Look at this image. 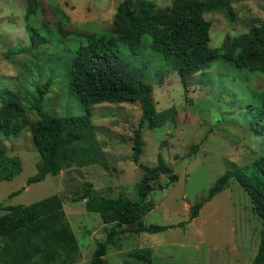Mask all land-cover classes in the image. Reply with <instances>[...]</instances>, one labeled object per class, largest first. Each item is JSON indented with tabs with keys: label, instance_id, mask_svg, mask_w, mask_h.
Returning <instances> with one entry per match:
<instances>
[{
	"label": "rangeland",
	"instance_id": "rangeland-1",
	"mask_svg": "<svg viewBox=\"0 0 264 264\" xmlns=\"http://www.w3.org/2000/svg\"><path fill=\"white\" fill-rule=\"evenodd\" d=\"M120 1L38 0L37 12L27 17L25 0H0V104L4 90L12 91L27 107L29 119L36 120L38 115L28 107L37 87L49 82L42 99L44 111L55 117L89 111L93 139L99 144L95 162H71L58 174H47L42 181L27 185L39 162L31 132L24 129L9 137L0 133L7 154L17 155L22 163L20 173L0 180V202L30 204L57 194L78 243L71 264H90L96 242L103 240L110 228L98 213L86 210L85 200H76L84 182L90 181L96 194L135 199V184L142 175L132 159L133 130L141 115L139 101L86 107L69 84L71 61L76 48L85 42L84 34L105 33ZM144 1L160 7L170 4V0ZM226 2L232 16L225 8L204 12L211 22L210 47L219 46L227 34L247 31L254 18L264 21V0ZM34 32L44 41L33 43ZM11 51L9 58L4 56ZM119 51L129 70L152 84L156 111L176 108L173 123L142 129L139 161L154 166L162 156L178 176L169 183L170 175L160 174L152 182L146 198L152 207L143 222L165 225L188 221L190 206L206 196L220 175L236 169L247 173L245 166L264 153V135H255L251 129L252 123L263 119L259 106L264 75L217 59L188 76L185 92L176 67L151 49L149 35H143L138 56L131 55L124 44ZM195 144L198 148L193 151ZM262 229L247 191L231 177L222 191L203 204L196 218L159 232H121L109 244L105 258L107 264H252ZM144 247L151 250V263L134 254Z\"/></svg>",
	"mask_w": 264,
	"mask_h": 264
},
{
	"label": "trees",
	"instance_id": "trees-1",
	"mask_svg": "<svg viewBox=\"0 0 264 264\" xmlns=\"http://www.w3.org/2000/svg\"><path fill=\"white\" fill-rule=\"evenodd\" d=\"M226 1L170 0L169 5L160 7L144 0H121L107 31L84 34L85 42L76 48L69 71V84L86 107L123 101H139L141 107L132 143L133 162L142 170L141 178L135 184L137 197L131 199L122 195L110 197L96 194L90 181L84 182L81 193L76 196V200H85L88 212L98 213L103 223L110 225L106 237L96 242L90 264H107L105 255L109 244L121 232H159L182 226L196 218L203 204L222 191L231 177H235L247 191L251 210L264 226V153L245 166L247 173L236 169L220 175L206 196L190 206L188 221L165 225L143 222V216L152 207L146 200L153 189L152 182L160 174H169V183L175 182L178 176L162 156H158L154 166L139 161L143 146L142 129L146 126L157 128L168 121L173 123L176 108L171 106L156 111L151 96L152 84L137 78L129 70V63L120 58L119 46L126 45L131 55L138 56L143 35H149L151 49L176 67L185 92L188 76L208 68L217 59L264 75L263 20L254 18L247 31L227 34L219 46H209L211 22L204 17V12L225 8L226 13L232 16ZM38 8V0H25L27 17L36 13ZM59 13L67 17L65 13ZM31 37L33 43L44 41L36 32ZM13 53H4V56L9 58ZM48 86L49 82L43 88L37 87L28 107L38 115L36 120L29 119L28 109L16 93L4 90L1 96L0 133L5 137L17 136L28 129L39 155L36 172L27 178V185L42 181L47 174H58L64 165L71 162L77 161L82 165L97 159L99 144L93 139L90 112L80 116L49 115L42 106ZM259 109L263 119L252 123L251 129L255 135H264V93ZM197 148L198 144L192 146L193 151ZM21 170V159L17 155H8L0 142V180H10ZM21 189L12 191L10 196ZM0 211H4L0 215V261L4 264L74 262L78 243L57 194L30 204L4 205L0 202ZM134 254L147 263L152 261L148 247L136 249ZM263 263L264 229L260 232L259 244L252 259V264Z\"/></svg>",
	"mask_w": 264,
	"mask_h": 264
}]
</instances>
